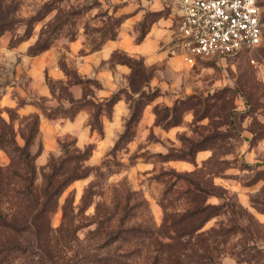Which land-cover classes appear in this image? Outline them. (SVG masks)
Segmentation results:
<instances>
[{
    "label": "rangeland",
    "instance_id": "rangeland-1",
    "mask_svg": "<svg viewBox=\"0 0 264 264\" xmlns=\"http://www.w3.org/2000/svg\"><path fill=\"white\" fill-rule=\"evenodd\" d=\"M257 1L264 24V0ZM0 5L12 22L0 37L2 117H12L16 132L22 117H39L30 147L38 185L32 199H42L41 175L50 158L61 155L60 143L70 150L93 148L83 164L88 175L65 188L37 222L38 237L0 232V264H104L97 262L103 258L126 264H264V28L253 50L185 59L172 0ZM153 34L158 43L149 51L157 55L146 59L130 52L140 37ZM40 38L48 48L37 52ZM117 42L124 48L93 62ZM130 87L139 90L131 93ZM112 96L119 100L110 117L98 118L102 132L92 130L91 103ZM71 101L87 104L73 118ZM136 102L140 119L119 142ZM16 141L22 145L18 135ZM9 164L0 150V165ZM196 184L210 195L192 202L186 192ZM22 204L6 197L0 208L10 218L32 208ZM198 205L208 207L209 220L178 243L170 241L164 221Z\"/></svg>",
    "mask_w": 264,
    "mask_h": 264
},
{
    "label": "trees",
    "instance_id": "trees-1",
    "mask_svg": "<svg viewBox=\"0 0 264 264\" xmlns=\"http://www.w3.org/2000/svg\"><path fill=\"white\" fill-rule=\"evenodd\" d=\"M11 23L12 22L7 20L6 16L3 15L0 5V37L5 31L11 28ZM142 39L143 38L140 37L139 42ZM47 43L46 40L42 41L40 38L36 45L38 47L37 52L47 49ZM112 57H115V53ZM138 66L142 68V62H140ZM135 75L142 83L146 82L140 69H136ZM85 83L91 82L87 80ZM129 89L131 93L139 90V88L131 89V87ZM118 100L119 98L112 96L111 98L104 100L101 104L94 105V103H91V108L94 113L91 115L89 126L92 130H96L99 133L102 132V128L98 124V118L102 113H106V115L110 117L112 109ZM71 106L70 113L67 112L66 115L69 113V117L73 118L81 109L85 108L87 104L84 101H71ZM141 112L142 106L139 102L134 103V105L130 107V118L127 122L125 131L118 140L119 142L129 138V128L132 123L138 122ZM12 120V117L9 116V121H6L2 117V110H0V150L5 152L10 160L8 167L0 165V205L3 198L8 197L10 200L14 199L22 201L23 206L27 209L32 207L33 210L30 208L27 213H16L9 218L0 208V232L6 231L10 234L33 232L38 237L41 233L42 227L37 225V222L47 215L50 208L55 205L56 200L65 188H67L72 182L88 175V170L83 164L90 158L93 148L91 145H88L83 149H78L73 145V149L70 150L67 143H60L61 155L57 158L51 157L45 167L46 172H43L41 175L42 180L39 186V194L42 199L39 197L37 201H34L32 199V194L38 185L37 173L34 165L35 157L31 154L30 147L38 135L39 117L37 114H30L22 117L17 132ZM17 135L22 140V145L17 143ZM193 186L192 189L186 192L192 202H196L197 199L206 198L207 195H210L207 190L201 188L198 184ZM37 205L38 210L36 215H33L35 214L34 207ZM207 208L208 207L198 205V207H195L192 210H186L175 217H170L168 219L170 220L169 224H167L168 220L166 219L164 221L163 232L170 241L178 243L180 240L188 237L191 233L200 230L205 225L212 216L210 213L206 214ZM163 232L162 234L164 235ZM19 247L20 245H16L12 250H18ZM9 250H7V252ZM186 258L185 261L188 262V258ZM108 260H110L111 264H126L114 258H103L97 262L106 264L108 263Z\"/></svg>",
    "mask_w": 264,
    "mask_h": 264
},
{
    "label": "built area",
    "instance_id": "built-area-1",
    "mask_svg": "<svg viewBox=\"0 0 264 264\" xmlns=\"http://www.w3.org/2000/svg\"><path fill=\"white\" fill-rule=\"evenodd\" d=\"M178 11L179 47L188 57H228L261 43L264 24L257 0H172Z\"/></svg>",
    "mask_w": 264,
    "mask_h": 264
},
{
    "label": "crops",
    "instance_id": "crops-1",
    "mask_svg": "<svg viewBox=\"0 0 264 264\" xmlns=\"http://www.w3.org/2000/svg\"><path fill=\"white\" fill-rule=\"evenodd\" d=\"M155 39L156 38L154 34L145 37L141 42L135 43V45L132 47L130 52H132V54L134 55L142 56L146 59L152 58L153 56L157 55L156 53H154V51H149L150 48L153 49L155 44L158 43V41L157 40L155 41ZM123 46H124V43H121V42H117L115 44L109 43L108 45L104 47V49L96 53V55L94 56L93 62L94 63L96 62V64L100 63L102 60H104V58H107L109 56L112 50L118 49V48H124ZM120 104L121 103H118L116 107Z\"/></svg>",
    "mask_w": 264,
    "mask_h": 264
}]
</instances>
